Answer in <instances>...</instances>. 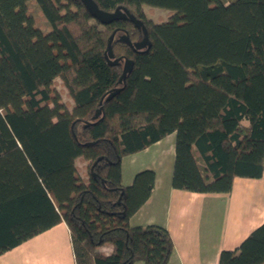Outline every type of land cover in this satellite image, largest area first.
<instances>
[{
	"label": "trees",
	"instance_id": "obj_1",
	"mask_svg": "<svg viewBox=\"0 0 264 264\" xmlns=\"http://www.w3.org/2000/svg\"><path fill=\"white\" fill-rule=\"evenodd\" d=\"M94 1L143 20L151 49L80 0H0V256L65 223L76 264H168L169 231L129 223L155 172L126 187L123 158L175 133L174 189L227 194L263 176L264 0ZM145 6L172 15L153 23ZM113 32L116 58L134 60L124 87L123 61L106 59ZM218 264H264V223Z\"/></svg>",
	"mask_w": 264,
	"mask_h": 264
},
{
	"label": "crops",
	"instance_id": "obj_2",
	"mask_svg": "<svg viewBox=\"0 0 264 264\" xmlns=\"http://www.w3.org/2000/svg\"><path fill=\"white\" fill-rule=\"evenodd\" d=\"M175 144L174 133L123 158L122 183L126 187L137 174L155 172L149 200L129 223L169 231L174 250L168 264H218L223 251L238 248L264 223V172L260 179L236 178L227 194L177 190L172 186ZM109 249L114 252L113 246ZM0 264H76L69 228L65 223L56 225L2 254Z\"/></svg>",
	"mask_w": 264,
	"mask_h": 264
},
{
	"label": "water",
	"instance_id": "obj_3",
	"mask_svg": "<svg viewBox=\"0 0 264 264\" xmlns=\"http://www.w3.org/2000/svg\"><path fill=\"white\" fill-rule=\"evenodd\" d=\"M80 1L83 3V5L90 13V15L103 25H109L116 21L123 20V21H129L134 25L136 29L141 30L143 34V38L140 41L132 42L127 34H124L119 38L120 41L130 46V48H132L135 52L146 53L151 49L152 43L149 38V34L144 21L135 17L126 7L121 6L113 12H107L101 10L94 0H80ZM115 35L116 32H113V34L109 38L107 52H106V59L111 66L119 65L121 61H124L122 76L119 80V84L123 85L124 87L127 76L132 72L134 68V60L128 58H121V57L116 58L112 47V43L114 41ZM123 87L113 90L109 99H111L118 92H120L123 89ZM98 115L99 113L97 114V116Z\"/></svg>",
	"mask_w": 264,
	"mask_h": 264
},
{
	"label": "rangeland",
	"instance_id": "obj_4",
	"mask_svg": "<svg viewBox=\"0 0 264 264\" xmlns=\"http://www.w3.org/2000/svg\"><path fill=\"white\" fill-rule=\"evenodd\" d=\"M33 9H34V15L38 16V7L36 5H33ZM144 11H145L146 19L150 20L153 23L165 22L168 19H170L171 15H172V13L166 9L151 8L150 6H145ZM41 23L43 24L44 22L42 21ZM63 99L65 101H68V99L65 96L63 97ZM110 249H109V246L102 248V250L106 253H111L112 251Z\"/></svg>",
	"mask_w": 264,
	"mask_h": 264
},
{
	"label": "flooded vegetation",
	"instance_id": "obj_5",
	"mask_svg": "<svg viewBox=\"0 0 264 264\" xmlns=\"http://www.w3.org/2000/svg\"><path fill=\"white\" fill-rule=\"evenodd\" d=\"M124 34H127V35H128V33H127L126 31H123V34H122L121 36H123ZM121 36H120V37H121ZM123 62H124V61H123Z\"/></svg>",
	"mask_w": 264,
	"mask_h": 264
}]
</instances>
